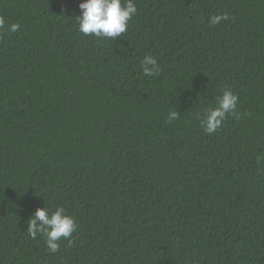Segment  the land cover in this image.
I'll return each instance as SVG.
<instances>
[{
	"label": "trees",
	"instance_id": "obj_1",
	"mask_svg": "<svg viewBox=\"0 0 264 264\" xmlns=\"http://www.w3.org/2000/svg\"><path fill=\"white\" fill-rule=\"evenodd\" d=\"M81 2L0 0V264H264V0H133L115 40ZM41 207L76 222L55 253Z\"/></svg>",
	"mask_w": 264,
	"mask_h": 264
},
{
	"label": "clouds",
	"instance_id": "obj_2",
	"mask_svg": "<svg viewBox=\"0 0 264 264\" xmlns=\"http://www.w3.org/2000/svg\"><path fill=\"white\" fill-rule=\"evenodd\" d=\"M81 14L76 17L78 31L84 35H94L101 38L115 40L122 36L128 28V22L137 13V7L133 0H82L79 4ZM227 19L226 15H214L209 17V24L216 25L221 20ZM20 29L18 23L5 24L0 17V31L15 33ZM143 74L146 76H158L160 66L157 59L146 55L141 61ZM238 96L231 90L225 89L217 99L213 108L206 110L202 127L208 134L214 133L222 124V121L230 114H235ZM178 118V111H170L168 122ZM258 165L264 163V154L256 157ZM27 233L35 239L38 235L44 237L47 249L55 253L59 249L61 239H69L76 231L75 219L66 214L63 207H56L50 211L48 207L37 208L34 215L27 221ZM69 243L71 240L69 239Z\"/></svg>",
	"mask_w": 264,
	"mask_h": 264
}]
</instances>
